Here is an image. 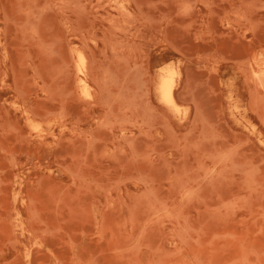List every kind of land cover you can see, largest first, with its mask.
I'll return each mask as SVG.
<instances>
[{
  "label": "rangeland",
  "instance_id": "rangeland-1",
  "mask_svg": "<svg viewBox=\"0 0 264 264\" xmlns=\"http://www.w3.org/2000/svg\"><path fill=\"white\" fill-rule=\"evenodd\" d=\"M53 1L39 0L38 5L43 3L44 7H37L43 12L31 18L32 31L23 33L18 23L10 21L15 1L0 0V264H264V119L245 113L247 94L244 91L242 98L236 94V72L231 63L223 62L215 71L210 61L204 63L196 57L213 50L221 40L227 43L251 35L249 30L246 37L242 36V29L232 19L222 18L229 0H193L187 13L177 10L184 0H140L150 5L146 12L155 22L140 30L131 27L122 37L134 46L138 57L143 58L149 50L158 53V60L150 66L151 79L161 64L173 61L181 74L178 89L187 82L200 81L197 94L209 113L204 117L210 115L220 138L227 135L233 143L247 139L230 151L234 159L244 163L246 169L241 164L236 166L238 160L234 162L236 168L241 166V172L245 169L246 179L233 166L229 151L221 155L224 158L212 160L214 163L205 160L208 173L201 176L203 179L194 173L198 164L194 153L198 150H193L197 148L193 141L183 139L192 110L182 119L153 98L159 121L153 127L129 124L126 134L132 136L131 144L118 137L116 126L99 124L96 120L102 110L95 104L88 105L75 90L68 45L85 46L86 62L89 57L100 59L113 29L107 17H115L116 11L107 0H75L76 5L81 3L64 11ZM211 16L219 25L200 39L208 44L196 48L199 38L194 35ZM165 18L171 19L168 42L153 29ZM252 22H257L253 24L255 29H264V12L258 10ZM65 62L68 69H63ZM88 81L93 94V81ZM26 117L31 120L26 121ZM204 119L199 129L203 123V127L213 124L207 119V126ZM92 136L94 141L90 140ZM234 153H238L236 157ZM245 164L257 169L252 168L253 172ZM208 166L217 168L216 172ZM223 167L227 172H221ZM184 168L203 181L199 183L212 178L214 182L197 187L193 179L194 189L189 186V192L178 191V176L183 174L179 172ZM212 172L215 175L208 178ZM139 174L144 177L143 183Z\"/></svg>",
  "mask_w": 264,
  "mask_h": 264
},
{
  "label": "bare ground",
  "instance_id": "bare-ground-1",
  "mask_svg": "<svg viewBox=\"0 0 264 264\" xmlns=\"http://www.w3.org/2000/svg\"><path fill=\"white\" fill-rule=\"evenodd\" d=\"M14 1L16 3V9L12 15L13 20H10V21H12V22L15 21L16 23H18L17 25L20 26V30L23 33H27V31L30 30L29 28H30L31 18L35 15L38 18L39 14L37 15V13L39 11L43 12V10H41L40 8L37 7L39 0H14ZM155 1H157V0H155ZM49 2H47V4ZM53 2H52L53 5L57 4L59 9H61L63 11L66 10V8L69 10H73L75 5H76L74 3L75 0H56ZM106 2H108V4L114 8V10L116 11V16L114 17V16L110 15L107 17L108 19H111L109 21H111V24L113 25V29H111V32H112L111 38L109 40H107L105 45H104L103 53H101L102 57L98 60L93 58V57H91V58L89 57L88 62H86L87 61V59H86L87 54L85 52V50H86L85 46L82 45V46L78 47V46H69L68 45V48L69 47L70 48L69 49L67 48L69 50L68 52L70 53V60H71V67L73 70V76L76 79V82H74V83H75V90L77 91V95L80 98H82L83 101L86 102L88 105H90V106L92 104L97 105V107H99L102 110V113H101V116L99 119H97V120L95 118L94 119L99 124L107 125V126H109V128H111L112 126H116L117 130L119 131L117 134L118 137L122 138L124 141H127V143H129V144H131V142L133 140L131 135L126 134L129 124L130 125H132V124L136 125L139 128H141L143 126H150V125H152V127H153V124L155 122L159 121L158 115L156 112V108H155L156 105L153 104V98H156V100H157L156 104L163 106L165 109H167L168 111H171L172 113H178V116L182 117V119H184L183 117H187L189 115L190 111L192 110L191 120L189 122L190 127L187 128L186 132L183 131V132H185L183 135V139L190 140V142L193 141V144H195L194 146L197 147L196 149L193 148L194 151L198 150L197 153H194L198 159V164L196 166H194L195 167L194 170L196 169L194 173H196L197 176H199V178H201L202 175L205 176V174L207 172L206 167L204 166L205 160L208 162L209 161L208 159H210L209 162H213V161L219 159L222 154H223V156H225L224 154L225 153L227 154L228 151H229L228 155H230L229 154V153H231L230 151H233V149L235 147H238V143H240L241 141H244V140H239L240 142H238V143L236 140V142L233 143L230 140L229 136H227V135H225L226 139L223 138L224 135H223V137L221 136V138H220V133L215 129L216 128L215 123L213 121L209 120L210 115H208L209 113L206 111L207 104H205V102H203V99L201 98V96L197 94V88L199 86L200 81H198V82H187V83L183 84L180 89H178V86H179L180 81H181V79H180L181 74H180V70H179L178 65L175 64L176 62L172 63L173 62L172 61V62L163 63L160 66L158 65L159 68H158L157 73H155L156 74L155 78L151 79V76L149 75L150 66H151V64H153L155 61L158 60V58H159L158 53H154L151 50H149L145 54V56H143V58L138 57L136 54V50L134 49V46L130 43V41L129 42L127 41V38L122 37V35H124V36L127 35V30H129L131 27L134 28V30H140L143 27H146V26L149 27V25L154 24L155 21H153V20H155V18H153V20H152V16L146 12V11H149L150 5H145V3H147V2L140 1V0H107ZM194 2H195V0H194ZM194 2H193V0H191L190 2L188 0H184L183 2H181L179 4V6L177 8L178 12L179 13L189 12L190 8L194 5ZM79 3H81V2H79ZM79 3L77 2L78 5H79ZM228 3H229V8L222 15V18L225 20L232 19L236 23V25L242 29V31H241L242 36L246 37V32L249 30L251 31V35L246 37V39H239L238 41H227V43H225V41L221 40L218 44L216 43V45L213 47V50H210L208 52H203L201 54H197V56H196L197 61H202L204 63H206L207 61H210L212 63V66H213L212 69H214V68L216 69L223 62L231 63V65L235 68V72H236V79H234V84H233V88H234L236 94L239 96V98H242L241 95L244 91L247 94V98H248L247 99V106L245 108H243L245 113L249 114L250 116H252L254 118L257 117L258 119H260V121H262V119H264V117L262 116V113L264 111H263L262 106H261V104H263V108H264V29H262V30L255 29L253 24L257 23V22L253 23L252 21H253V16L255 15V13L258 12V10H261L262 12H264V0H229ZM42 4L43 3H41V6H40V4L38 6H40L42 8V6H43ZM47 4L44 3L45 7ZM101 4L104 5V2ZM132 4H134V8L131 9L130 7L132 6ZM78 5H76V6H78ZM81 6H79V8L82 9ZM47 7H49V6L47 5ZM94 8H96V7H94ZM101 16H103V15H101ZM6 18H10V16L6 17ZM161 18H162V16H161ZM3 19H4V17L2 15V20ZM220 19H221V17H220ZM156 20H158V18H156ZM170 20H171L170 18H165V19H163V21L159 22L157 27H153V29L156 28V30L160 34L161 40L167 41V39L169 37L168 32L171 30L170 29L171 28L170 22H169ZM218 25H215L214 17H212V16L205 22L204 27L202 29H200L199 31H197L196 32L197 34L194 35L196 38H199V40L197 42L195 41L196 48H199L201 44H208V42L202 41L200 39L203 38V36L208 35ZM3 26H4V24H3ZM36 26H37V24H36ZM79 29H81V28H79ZM30 31H32V30H30ZM33 34H34V32H33ZM73 36H75V35H73ZM22 37L23 36H21V38ZM29 37H30V34H29ZM58 37L59 36L57 35L56 38L58 39ZM49 38L51 39V36ZM55 39H54V41H56ZM88 39H89V37H88ZM41 40L39 42H43V43L47 42V41H41ZM90 41H91V39H90ZM95 42H93V43H95ZM53 44H55V43L53 42ZM80 44H82V43H80ZM85 44H86V42H85ZM45 46H46V44H45ZM53 46H52V48H53ZM47 49H50V48H47ZM47 49L46 50L44 49V50L47 51ZM48 51L53 52V50H51V49ZM48 51L45 53H48ZM100 52H102V50ZM50 53H48V54H50ZM179 53H181V52H179ZM152 56H153V58H152V63H151V57ZM25 61H27V60H25ZM62 61H64V60H61V62ZM68 65L69 64L67 62H65L63 65V69H68ZM33 66L36 67L35 65H33ZM10 71H11V69H10ZM12 73H13V71H12ZM88 73L91 74V77H88ZM4 75H5V73H4ZM35 75H36V73H35ZM238 76H240V80H239ZM52 77H55V76H52ZM88 78H91V80L93 81V84H94V93L93 94L89 92L88 87L90 85L88 84V82H89ZM41 82H43V81H41ZM4 83H5V81H4ZM47 86H48V84L46 85V87ZM12 87H14V86H12ZM16 88L20 89L18 87H16ZM56 88H57V86H56ZM66 91L68 92V90H66ZM69 92H70V90H69ZM64 93H63V95H65ZM227 93H229V92H227ZM17 94L19 95V92ZM22 94H21V96H22ZM58 95H59V93H58ZM82 96H85L87 98H84ZM2 98H3V96H2ZM226 98H228V97H226ZM7 103H8V101H7ZM14 103H16V102H14ZM180 103H182L183 107H182V105H180ZM233 103H235V101ZM231 106H232V104H231ZM29 109H30V106H29L28 110ZM60 109H63V106H60ZM29 111H31V110H29ZM206 112L208 113L207 115L209 117L206 116L208 118L204 117V114L206 115ZM45 113L46 112L41 114V116L44 115ZM49 113H47V114H49ZM60 113H62V112H60ZM36 114L37 113H35V116H36ZM62 114H61V116H62ZM232 115H234V113ZM38 116L40 117V114ZM57 116L59 117L60 115L58 114ZM203 119L205 120L206 124H207V122H206L207 119H208L207 121L209 123L213 122V124H211L210 126L207 124V126H209V127H206V126L203 127V125H204V123H203L202 127H200V129H199L200 122ZM27 120L28 119L26 117V121ZM29 120H31V119H29ZM74 120L75 119H73V121ZM33 121H35V120H33ZM178 121H179V119H178ZM236 121H237V119H236ZM202 122H204V121H202ZM30 123H33V122L31 121ZM98 123H96L95 125H97ZM163 123H166V122H163ZM224 123L227 124L226 122H224ZM262 123H264V122L262 121ZM10 124H9V126H10ZM158 124L160 125V123H158ZM248 124H249V122H248ZM35 125L36 124H33L32 126L36 127ZM38 125H40V124H38ZM242 125H243V123H242ZM7 126H8V124H7ZM165 126L168 127V125H165ZM169 127H170V124H169ZM244 127L245 126H243V128ZM171 128L172 127H170V129ZM202 128H203V131H204V128H205V130H207V128H208L207 133L204 131L205 135H204V132H202V130H201ZM30 129H31V127H30ZM40 129L37 128V131H41ZM14 130H16V129H14ZM90 132H91V130H90ZM129 133L131 134V132H129ZM195 133H197L199 135L198 136L200 139L199 143L197 142V141H199L197 136H196L197 138L194 137V140H191L192 136H194ZM91 134L89 135V137L91 136ZM143 134L145 135V132ZM158 135H160V134H158ZM81 137L83 138V136H81ZM92 137L94 138V136H92ZM93 138H90V140L94 141L96 139V138H94V139ZM57 139H58V137H57ZM227 139H229V140H227ZM195 140H197V141H195ZM184 141L185 140H183V142ZM194 141L199 146H197L196 143H194ZM86 142H88V141L86 140ZM190 142H188V143H190ZM90 144L91 143L88 144V147ZM120 144H122V143H120ZM193 144L191 145L192 147H194ZM85 147H87V144ZM87 148H85L84 150L87 151ZM115 148H117V146ZM152 148H153V146H152ZM175 148H176V146H175ZM202 148H203V151H201ZM113 149H114V147H113ZM113 149H112V152H113ZM236 150L237 151H235V152H238V149H236ZM121 151H122V149L118 152H121ZM150 151H152V149ZM135 152H134V154H135ZM158 153H159V151H158ZM146 154L148 155V153H145V156H146ZM234 154H236V153H234ZM237 154L235 155V157L237 156ZM130 155L132 156V152L130 153ZM83 156L84 155H82L81 158H83ZM140 156H142V155H140ZM227 157L228 156L226 155V157H225L226 160H227ZM222 158H224V157H221L220 159H222ZM230 159L231 160L234 159V155H233V158H230ZM238 159L239 158H235L234 161H232L233 166L236 165L234 162ZM82 162H83V160H82ZM220 163H218V165H220ZM225 163H227V162L225 161ZM236 163H237V161H236ZM237 164L238 165H236V166H238V168H239V164H241L240 160H238ZM210 165H212V163ZM214 165H216V164H214ZM228 165L231 166L230 164H228ZM243 165H244V163L241 164L242 168H245ZM221 166H223L222 163H221ZM236 166H235V168H236ZM241 166H240V169H242ZM245 166H250V165L245 164ZM216 167H218V166H216ZM191 168H193V167H191ZM223 168H221V172L222 171L224 172L225 167H223ZM230 168L231 167H229L228 169H230ZM238 168H236V169H238ZM250 168L252 170V168L254 169L255 167L250 166ZM209 169L212 170L213 168L209 167ZM216 169L217 168H214L213 171L216 172ZM240 169H238V171L240 172L239 174L240 175L245 174L244 177H241V178L246 179V177H245L247 175V173L245 171L246 168L244 169L245 173L241 172ZM255 169H257V168H255ZM186 170L187 169H185V168L183 170H181L179 173H183V174L180 176H178V174L177 175L175 174L176 176H178L180 178V180L178 181V184H179L178 191L183 190V192H184L185 190L188 189L187 191L189 192V189H191L193 187L192 185H194L191 181L193 179L196 180V178H198V177L194 176L195 174H192V171H190L191 173L189 172L190 174H188L187 173L188 170L187 171ZM72 171H71V173H75ZM242 171H243V169H242ZM247 171L249 172L250 170H248V168H247ZM252 171H250V173ZM67 172H68V168H67ZM209 172L211 173V171H209ZM215 172H212L213 175L208 174L210 176V177L208 176V178L213 177L215 175L214 174ZM221 172H219V174ZM174 173H176V172H174ZM141 175L142 174H139L138 176H141ZM144 175L145 174H143V176ZM206 176H207V174H206ZM217 176H219V175H217ZM146 177H148V176H146ZM248 178H250V177H248ZM248 178H247V180H251ZM201 179H203V178H201ZM37 180H38V177H37ZM139 180H141V182H142V180H144V177H142V176L139 177ZM150 180L151 179H149V181ZM194 180H193V182L195 183ZM206 180H207V183L206 182L205 183H199V182H203V181H201L200 179L196 180L197 181V184H196L197 187H198V185L202 186V184L203 185L208 184V182L210 180H208V179H206ZM212 180H213V178H212ZM212 180L209 182V184H212L214 182ZM247 180H246V182H247ZM71 181H73V180H71ZM204 181H205V179H204ZM116 182H117V179H116ZM175 182H177V181L175 180ZM186 182H188V183H186ZM145 183H147V182H145ZM247 183H250V182H247ZM18 188H19V186H18ZM106 189H108V187H106ZM192 189H194V188H192ZM140 190H142V189H140ZM190 191H193V190H190ZM138 192H142V191H138ZM148 192H150V191H148ZM183 192H180V193H183ZM143 194H145V193H143ZM28 202H29V200H28ZM166 207H167V205H166ZM20 218H18V219H20ZM20 223L22 225L21 221H20ZM22 229L23 228L21 227V230ZM24 230H25V228H24ZM32 244H33V242H32ZM26 254H28V253H26Z\"/></svg>",
  "mask_w": 264,
  "mask_h": 264
}]
</instances>
